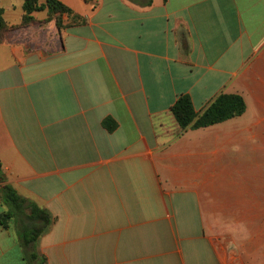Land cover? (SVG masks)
<instances>
[{"label":"crops","instance_id":"0c3cea01","mask_svg":"<svg viewBox=\"0 0 264 264\" xmlns=\"http://www.w3.org/2000/svg\"><path fill=\"white\" fill-rule=\"evenodd\" d=\"M3 1L0 163L54 223L0 222V264H264V0ZM221 94L245 113L174 135Z\"/></svg>","mask_w":264,"mask_h":264},{"label":"trees","instance_id":"16d2710c","mask_svg":"<svg viewBox=\"0 0 264 264\" xmlns=\"http://www.w3.org/2000/svg\"><path fill=\"white\" fill-rule=\"evenodd\" d=\"M23 8L25 11L23 24H29L34 20L33 13L47 11L49 18H55L58 27H61L62 17L73 15V11L59 0H45L44 3L40 0H24ZM3 14L4 11L0 9V43L5 41L9 30ZM75 21L83 23L84 19L76 17ZM245 111L246 103L243 97L221 94L203 113L198 114L191 98L183 95L171 108L179 126L178 132L174 135L180 136L190 128H206L240 117ZM0 201L7 208L0 216L2 227L8 229L13 222L17 227L20 244L26 250L46 234L54 223V217L47 209L40 208L35 203L21 197L10 184H7L1 163ZM30 257L32 260L38 259L36 253H32ZM44 262L43 260L42 264H45Z\"/></svg>","mask_w":264,"mask_h":264},{"label":"rangeland","instance_id":"374dc122","mask_svg":"<svg viewBox=\"0 0 264 264\" xmlns=\"http://www.w3.org/2000/svg\"><path fill=\"white\" fill-rule=\"evenodd\" d=\"M17 1H21V0H5L1 4L4 5V6H11V5L18 6ZM19 10L20 9L17 7V10L12 12L14 14V17L19 12ZM263 164H264V161L263 162L258 161V165L262 166ZM5 209L7 210L6 206H5ZM11 224H13V222Z\"/></svg>","mask_w":264,"mask_h":264}]
</instances>
